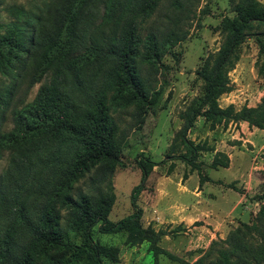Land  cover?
Returning <instances> with one entry per match:
<instances>
[{
    "label": "trees",
    "instance_id": "1",
    "mask_svg": "<svg viewBox=\"0 0 264 264\" xmlns=\"http://www.w3.org/2000/svg\"><path fill=\"white\" fill-rule=\"evenodd\" d=\"M159 2L31 0L27 9L2 7L9 20L0 22V159L7 155L0 172V264L117 263L118 249L96 242L94 228L99 234L121 235L128 247L148 243L153 256L187 264L156 246L168 232L140 223L137 197L152 168L163 161L136 158L140 178L129 194L131 214L115 222L107 218L114 201L108 180L93 194L72 195L91 169L99 166L103 180L118 161L121 146L111 112L133 107L142 114L158 100L159 92L149 91L141 66H156L184 37L173 32L163 39L151 32L140 37L138 23ZM231 11L234 16L219 24L217 51L195 72L199 94L179 116L181 126L167 149L168 160H179L190 171L198 172L200 152L213 151L186 138L197 118L209 130L245 122L264 132V95L252 108L217 104L231 91L227 75L247 39L257 46L258 73L264 77V4L237 0ZM39 82L33 100L25 103L28 90ZM6 121L8 131L3 129ZM227 166L225 155L213 154L211 168ZM172 168L170 164L168 173ZM257 200L263 205L249 222H238L222 240L211 241L191 264H264V193ZM61 212L66 213L64 227ZM73 234L81 236V245L69 241Z\"/></svg>",
    "mask_w": 264,
    "mask_h": 264
},
{
    "label": "rangeland",
    "instance_id": "2",
    "mask_svg": "<svg viewBox=\"0 0 264 264\" xmlns=\"http://www.w3.org/2000/svg\"><path fill=\"white\" fill-rule=\"evenodd\" d=\"M30 1L2 0L0 22L5 23L9 20L2 11L4 5H22L27 9ZM259 1L264 4V0ZM235 2L237 0H160L154 13L144 22L138 23L141 38L150 32L159 39H163L171 32L184 37L164 53L156 66L153 68L147 65L141 66V76L145 79L149 91L159 92L156 104L142 114H138L133 107L111 112V117L117 125L121 146L118 161L111 173L105 171L103 174L106 176L102 180L103 171L101 172L99 166L94 167L72 191L73 197L79 192L93 194L96 186L104 189L103 186L108 180L114 201L107 218L115 222L131 214L129 194L140 178V172L135 165L136 158L141 155L154 163L163 161L162 164L153 167L148 174L137 197L136 205L141 210L140 223L143 228L150 226L154 231L168 232L159 239L156 246L180 261H185L184 259L189 261L192 254L189 247H193L194 239H191L190 232H186V229L202 225L201 220L191 222L192 218L199 215L196 211L190 218L188 213L191 214L193 209L220 203L222 225L216 235L221 234L222 230L224 235L222 234L220 238L216 236L211 240L215 241L222 240L238 222H249L263 205L257 198L264 193V149L257 150L250 144L239 146L240 142H237L238 145L233 150L242 158L243 167L241 177L236 176V178L233 174L234 169L210 167L213 151L205 150L197 155L198 172L190 171L189 167L179 160L166 158L171 140L182 123L179 116L187 104L199 94L201 83L195 72L208 55L217 51L221 42L219 24L223 18L234 16L231 9ZM259 62L254 40L252 38L245 40L239 48L237 63L227 75L231 91L217 100L220 108L232 105L237 110L241 106L252 108L258 104L264 95V77L258 73ZM41 82L34 84L28 90L25 103L33 100ZM24 87L22 86L20 91ZM228 126L232 127V124L228 123L225 127L218 126L209 130L202 118H197L187 132L186 138L194 144L202 145L205 149L214 150L223 144L219 141V136L228 129ZM10 128V123L6 121L3 129L8 131ZM6 163L7 155L3 153L0 159V172L5 168ZM170 164L173 168L168 173ZM246 179H249L250 184L249 190L244 192L236 183ZM181 186L188 190H193V187L197 186L201 191V197L197 199L198 203H194V198H190L192 196L180 194ZM236 201L238 205L229 212ZM177 205L182 207H180L181 211ZM175 211L180 212L173 214ZM182 214L189 221L176 224L178 216ZM60 217V225L64 227L66 213L61 212ZM204 226L208 229L213 228L211 224ZM226 226L229 228L226 229ZM93 239L104 247L118 249V261L113 264H178L159 253L153 256L149 251L148 243L134 247L124 245L121 235L99 234L94 228ZM69 241L76 245L82 244L80 235H70ZM211 241L208 242L206 238L198 246H204L207 242L208 246ZM192 249L200 250L197 246ZM106 263L111 264L105 261ZM71 264H86V262L72 261Z\"/></svg>",
    "mask_w": 264,
    "mask_h": 264
},
{
    "label": "crops",
    "instance_id": "3",
    "mask_svg": "<svg viewBox=\"0 0 264 264\" xmlns=\"http://www.w3.org/2000/svg\"><path fill=\"white\" fill-rule=\"evenodd\" d=\"M219 141L223 144L220 145L218 148L216 147V149L213 150V154L222 153L223 155L226 156L227 161H228V166L224 170H228L230 168L234 169L233 174L235 175V178H236V176L241 177V171L243 167L242 158L239 157V155L237 154V152H235V150H233L236 147V145H238L237 142H240L239 146H243L244 144H250L253 147L257 148V150H262L264 149V132L261 130H257L255 128L248 127V125L245 122H239L237 124H232V127L228 126V129H226L225 132L222 133L221 136H219ZM236 184L237 185L239 184V186L243 188L244 192H247L249 190V184H250L249 179L242 180V181L239 180V182H237ZM191 192L193 193V195ZM180 194L192 196L190 198L191 199L194 198L193 201L195 204L196 202L198 203V200H199L198 198L201 197V191L198 190L197 186H194L193 190H190V189L188 190V188L181 186ZM241 197H244V195H241ZM238 202H240V199L238 200ZM238 202L237 201L235 202L232 208H230L229 212H232L233 207L238 205L237 204ZM210 205H206L203 207L195 206L197 210L193 209L191 214L188 213L190 218L193 217V214L196 211L199 214L194 219L192 218L191 222H195L197 220L202 221V225L198 227H191L190 229H186V232H190L191 239H194V241H192L193 247H189L191 248L190 250H192L191 257L189 261L188 259H184L185 260L184 262H188V264H191L199 257L200 254H198V252L204 251L205 248L208 247L207 246L208 242H210L211 240H214L216 236L220 238L222 234L224 235V230L221 231V234L216 235L218 230H220V226L222 225V221H221L222 209H221L220 203H212ZM177 207H179L180 211L182 210L181 209L182 207L180 205L179 206L177 205ZM180 211H175L173 212V214H179ZM177 220L178 221L175 222L176 224H182V223H186L189 221V220H186L185 217H183V214L181 216H178ZM209 224L213 226L212 229L205 228L204 225H209ZM227 228L229 227L226 226V229ZM206 238H208V242L205 243L204 246H201V245L198 246V244L204 242V239ZM196 246L197 248H200V250L192 249Z\"/></svg>",
    "mask_w": 264,
    "mask_h": 264
},
{
    "label": "built area",
    "instance_id": "4",
    "mask_svg": "<svg viewBox=\"0 0 264 264\" xmlns=\"http://www.w3.org/2000/svg\"><path fill=\"white\" fill-rule=\"evenodd\" d=\"M252 169H254V168L252 167Z\"/></svg>",
    "mask_w": 264,
    "mask_h": 264
}]
</instances>
